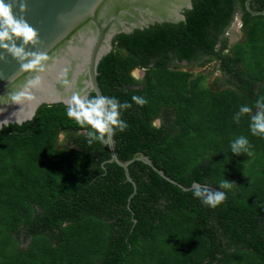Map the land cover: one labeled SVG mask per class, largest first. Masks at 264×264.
<instances>
[{
	"label": "trees",
	"instance_id": "16d2710c",
	"mask_svg": "<svg viewBox=\"0 0 264 264\" xmlns=\"http://www.w3.org/2000/svg\"><path fill=\"white\" fill-rule=\"evenodd\" d=\"M247 1L192 0L185 22L120 34L99 64L103 94L133 105L114 135L119 158L143 153L169 179L136 160L130 181L64 104L0 130V264H264V137L250 114L234 121L264 98V14ZM199 66L220 72L217 88L184 70ZM240 135L253 156L231 153ZM224 179L237 186L220 206L193 196V182L219 191Z\"/></svg>",
	"mask_w": 264,
	"mask_h": 264
},
{
	"label": "water",
	"instance_id": "95a60500",
	"mask_svg": "<svg viewBox=\"0 0 264 264\" xmlns=\"http://www.w3.org/2000/svg\"><path fill=\"white\" fill-rule=\"evenodd\" d=\"M246 7L253 15L264 14V11H252L250 0ZM192 8V0H27L25 13L17 7L16 14L26 18L39 32V43L25 46L26 52L47 53L49 59L44 62V72L33 69L22 73L21 61L0 50V55L6 57V61L0 60V108L5 109L0 120L11 119L15 123L12 114L20 111L21 106L7 105L4 96L10 88L23 87L35 75H40L42 82L31 90L36 99L20 113V124L32 120L45 104H64L73 92L104 95L98 82V67L114 50L118 35L131 34L154 24L185 22V12ZM65 80L69 83L65 84ZM109 147L110 161L122 166L130 181L129 165L136 160L153 166L167 178L143 153H137L129 161L121 160L114 136Z\"/></svg>",
	"mask_w": 264,
	"mask_h": 264
},
{
	"label": "clouds",
	"instance_id": "9594fccd",
	"mask_svg": "<svg viewBox=\"0 0 264 264\" xmlns=\"http://www.w3.org/2000/svg\"><path fill=\"white\" fill-rule=\"evenodd\" d=\"M25 13L27 0H0V50L21 61L20 69L22 73L30 72L35 69L37 72H44L45 63L49 57L43 52H26L25 46L37 45L39 43V32L23 16H17L16 8ZM240 22V15L236 21ZM241 26V22H240ZM0 60L6 61V57L0 55ZM143 71L144 69H135L133 72ZM67 70L65 69V73ZM42 77L35 75L29 78L23 87L19 89H9L4 96L8 103L20 105L21 109L13 113L15 124L21 123L20 113L23 112L26 105H31L36 99L32 89L40 86ZM65 84L69 82L64 81ZM91 95V94H90ZM89 95V96H90ZM87 94L81 95L79 92H73L72 95L63 101L66 106V115L74 119L82 128L87 126L86 142L92 145L98 142L103 145H111L113 136L119 132H124L128 128L127 122L122 119V113L132 108V103L120 101L115 96L96 94L89 97ZM132 101L138 105L147 103L143 97L133 96ZM253 107L257 109L252 114ZM5 111L0 108V114ZM250 114L249 130L252 135L264 137V98L258 99L253 106L243 104L239 107L238 113L234 119L236 123L240 122V116ZM159 122V121H158ZM11 119L0 120V129L12 125ZM157 124V122H156ZM159 125V123L157 124ZM61 137L65 133L60 134ZM231 153L251 157L254 153L251 150L249 139L240 135L230 142ZM237 185L227 179L219 182V191L213 190L208 184L193 182L191 184L192 194L200 202L210 208H216L223 204L230 191Z\"/></svg>",
	"mask_w": 264,
	"mask_h": 264
},
{
	"label": "rangeland",
	"instance_id": "374dc122",
	"mask_svg": "<svg viewBox=\"0 0 264 264\" xmlns=\"http://www.w3.org/2000/svg\"><path fill=\"white\" fill-rule=\"evenodd\" d=\"M229 35L233 43L237 42L240 39V37L242 36L240 22L238 23L237 21L233 24V27L230 29ZM184 70H189L194 73H203L205 75H207L208 73L209 75L207 76L208 78L206 79V84L213 85V87L215 88L218 87L217 85H215V83L217 82V77L220 76V72L213 69L212 66L193 67V68L186 67L184 68ZM140 74L141 73L135 72L136 77L140 78Z\"/></svg>",
	"mask_w": 264,
	"mask_h": 264
},
{
	"label": "flooded vegetation",
	"instance_id": "af4514ba",
	"mask_svg": "<svg viewBox=\"0 0 264 264\" xmlns=\"http://www.w3.org/2000/svg\"><path fill=\"white\" fill-rule=\"evenodd\" d=\"M186 64V63H185ZM199 67H204V66H199ZM214 67V66H213ZM136 72H138V73H141L140 74V78H142V77H144V75H145V73L143 72V71H136ZM143 74V75H142ZM133 76L135 77V78H139V77H136V75L134 74V72H133Z\"/></svg>",
	"mask_w": 264,
	"mask_h": 264
}]
</instances>
